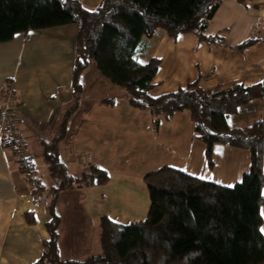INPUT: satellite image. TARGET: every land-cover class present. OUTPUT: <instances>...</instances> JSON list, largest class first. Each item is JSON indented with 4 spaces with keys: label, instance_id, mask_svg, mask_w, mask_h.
Here are the masks:
<instances>
[{
    "label": "trees",
    "instance_id": "obj_1",
    "mask_svg": "<svg viewBox=\"0 0 264 264\" xmlns=\"http://www.w3.org/2000/svg\"><path fill=\"white\" fill-rule=\"evenodd\" d=\"M222 1L102 0L96 9L88 10L79 0H0V43L17 33L77 26L73 98L58 117V134L43 143L50 184L40 183L31 173L26 178L35 185L33 193L46 197L51 216L46 224L49 238L32 264H264L260 214L264 202V122L260 118L243 127L230 123L241 106L264 99V79L250 86L235 84L215 91L205 87L203 77H199L173 92L153 96L160 60L140 58L144 38L157 30L172 39L192 34L208 46L221 44L223 36L207 34L206 28ZM256 41L250 38L231 48L242 50ZM90 66L123 88L133 107L166 119L187 110L194 137L205 146L210 164L214 145H225L246 150L249 166L232 186L168 165L149 171L143 178L149 198L145 218L120 223L101 215L99 251L83 259L62 260L58 248L61 218L56 211L60 193L108 179L105 170L91 164L76 175L70 174L58 155V144L68 135L70 120L79 109L83 74ZM10 85L8 81L1 90L2 97ZM17 139L15 132L7 134V128L3 129L2 146L19 156ZM26 160L17 161L27 170Z\"/></svg>",
    "mask_w": 264,
    "mask_h": 264
},
{
    "label": "crops",
    "instance_id": "obj_2",
    "mask_svg": "<svg viewBox=\"0 0 264 264\" xmlns=\"http://www.w3.org/2000/svg\"><path fill=\"white\" fill-rule=\"evenodd\" d=\"M79 1L88 10L96 9L102 2ZM76 32L75 24H66L17 33L11 40L0 43V92L10 81L9 88L16 102L14 132L20 142L19 156L6 151L2 146L3 130L0 128V264L34 263L41 255L43 242L49 238L46 224L51 216L46 208V197L33 193L35 185L26 178L31 173V177L40 179V183H49L48 164L42 156L43 143L56 135L57 119L73 98L72 68ZM206 33L222 35L223 41L217 46H208L199 42L192 34H182L172 39L159 30L152 37L144 38L140 58L146 60L154 57L160 60L153 80V96L173 92L199 77H203L202 84L205 87L215 91L235 84L250 86L264 79V0H223L206 28ZM250 38L257 41L242 50L231 48ZM93 68L90 66L83 78L91 74ZM82 92L83 89L80 92L78 111L84 110ZM2 103L0 93V108ZM106 108L99 104L94 111ZM137 114L138 119L143 120L141 123L145 122L148 131L144 134L147 136L153 135L156 139L157 134L162 136L165 132L171 146L169 148L172 149L171 167L224 186L233 185L247 171L249 155L244 149L214 145L211 164L208 162L205 146L194 137V125L187 110L175 113L169 119L151 115L147 110ZM260 118L264 122V99L252 100L241 106L230 118V123L243 127ZM153 119L157 120L156 130L150 132L152 129L148 127ZM74 128L76 127L73 126ZM69 136L76 138L74 133ZM18 158H27L26 161L29 162L26 164L30 169H24V164L18 162ZM69 160L68 163L62 162L67 168V164H72L76 175L83 167L91 164L92 157L81 154L76 159L73 155ZM262 169L264 173V153ZM262 193L264 196V189ZM58 202L56 210L60 209L62 212ZM260 214L264 229V202L260 207ZM83 222L79 218L74 221L71 231L74 235L71 237L68 236L69 230L65 232L66 226L60 224V259H83L92 252L87 248L81 249L79 245L80 250L74 247L80 240L78 233L83 230ZM97 225L96 222V229ZM75 231L78 232V240L74 241ZM68 238L73 240V246L69 250L65 249ZM98 239L97 236L96 244Z\"/></svg>",
    "mask_w": 264,
    "mask_h": 264
},
{
    "label": "rangeland",
    "instance_id": "obj_3",
    "mask_svg": "<svg viewBox=\"0 0 264 264\" xmlns=\"http://www.w3.org/2000/svg\"><path fill=\"white\" fill-rule=\"evenodd\" d=\"M96 72L93 68L92 73L82 80L84 110H79L78 114L72 117L69 126L72 128H69L68 132L69 135L74 133L76 138L67 135L58 148L61 161L68 163L73 155L77 159L81 154H88L92 157L91 162H88L108 174V179L103 183L86 185L59 195L62 212L60 209L56 211L60 215L61 226H66L65 232L69 230L68 236L71 237L74 235V232H71L74 221L78 218L84 221L83 230L80 233L75 231L74 241L78 240L77 233L80 240L74 247L79 250V247L83 250L87 248L92 251L89 254L99 251V243L95 242L100 232L99 217L107 215L120 223L144 219L149 206L143 179L145 174L160 165H173L170 153L172 149L169 148L171 146L165 132L162 136L157 134L156 139L153 135L144 134L148 130L145 128V122L141 123L143 120L138 119L137 112H143L145 109L131 106L123 88L113 85ZM95 76L100 79L97 80ZM99 104L107 108L94 111ZM156 121H150V132L156 130ZM59 123L58 119L56 135ZM73 126L76 127L75 130ZM55 136L48 141L53 140ZM67 165L69 172L74 174L73 165ZM46 192L49 193L48 190ZM96 222L97 229L94 227ZM61 230L63 233V228ZM59 231L60 228L58 236ZM69 239H66L65 243L67 250L73 246V240Z\"/></svg>",
    "mask_w": 264,
    "mask_h": 264
},
{
    "label": "built area",
    "instance_id": "obj_4",
    "mask_svg": "<svg viewBox=\"0 0 264 264\" xmlns=\"http://www.w3.org/2000/svg\"><path fill=\"white\" fill-rule=\"evenodd\" d=\"M14 102V95L9 88L6 95L3 97V103L0 108V128L2 130L7 128V134H13L14 132ZM16 143L20 147V142L17 141Z\"/></svg>",
    "mask_w": 264,
    "mask_h": 264
},
{
    "label": "snow or ice",
    "instance_id": "obj_5",
    "mask_svg": "<svg viewBox=\"0 0 264 264\" xmlns=\"http://www.w3.org/2000/svg\"><path fill=\"white\" fill-rule=\"evenodd\" d=\"M262 231H264V229H262Z\"/></svg>",
    "mask_w": 264,
    "mask_h": 264
}]
</instances>
